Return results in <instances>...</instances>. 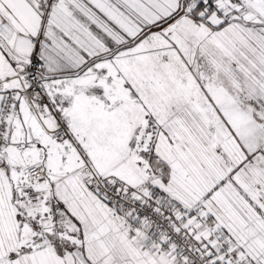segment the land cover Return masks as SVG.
Wrapping results in <instances>:
<instances>
[{
    "label": "snow or ice",
    "instance_id": "snow-or-ice-1",
    "mask_svg": "<svg viewBox=\"0 0 264 264\" xmlns=\"http://www.w3.org/2000/svg\"><path fill=\"white\" fill-rule=\"evenodd\" d=\"M0 264H264V0H0Z\"/></svg>",
    "mask_w": 264,
    "mask_h": 264
}]
</instances>
